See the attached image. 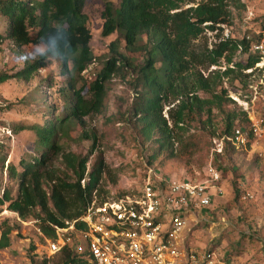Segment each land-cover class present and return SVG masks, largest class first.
Masks as SVG:
<instances>
[{"label":"trees","instance_id":"obj_1","mask_svg":"<svg viewBox=\"0 0 264 264\" xmlns=\"http://www.w3.org/2000/svg\"><path fill=\"white\" fill-rule=\"evenodd\" d=\"M100 1L103 3L100 13L102 35L117 33L129 51V54H118V58L134 74L137 99L128 114L140 122L138 134L150 151L148 163L161 154H165L164 159L167 160L192 159L196 151L192 149V146L196 147L191 142L193 134L181 138L178 132L185 131L186 119H201L203 115L210 117L212 108L225 113L223 128L218 133L211 132L212 136L230 135L235 127L248 125L246 113L240 108L238 111L224 110L226 104L234 103L225 90L221 89V94H213L210 86L202 82L198 89L210 93L211 98H200L193 94L194 90L185 78L189 67L185 58L190 56L187 50L189 41L204 29L232 25L233 11L240 12L244 8L240 0H200L195 7L185 11H174L183 0H119L115 6L109 0ZM85 4L86 0H0V17L4 19L0 43L9 40L17 48L44 46L33 60L18 68L0 71V84L12 79L29 80L37 70L52 66L48 76L33 89L34 99L44 100L45 94L50 92L57 93L61 100L59 106L45 104L48 116L44 122L13 126L15 130L19 127L31 131L35 143L31 152L15 161H7L5 173L12 178L14 185L3 188L0 196V204H5L6 209L17 214L22 221L28 218L37 220L38 228L46 237L53 236L54 226H61L65 220L81 215L92 200L91 193L101 179V162L86 171L87 157L64 151L59 140L71 126L80 122L81 117L100 110L105 77L120 67L114 62L116 56L110 55L93 83L85 90L83 85L76 88L80 73L92 60L90 19L83 12ZM259 28L260 32L264 29V20ZM261 36H243L239 40L228 38L220 42L212 51L214 57H209L210 63H215L224 51L234 53L239 50L246 54V59L244 63L238 61L234 65L239 68L238 74L245 76L242 71L252 68L260 60L261 54L252 49V44ZM109 46L111 51H117L115 41ZM226 60L232 62L233 56H227ZM232 72L231 68H226L223 75L228 76ZM88 91L91 98H85ZM169 98L178 100L175 110L171 112L172 108L169 109L171 126L162 114ZM193 115L196 117H191ZM9 151L8 148V156L12 153ZM227 151L246 153V150H238L225 142L222 151L213 154V164ZM56 159L71 171L70 179L53 174ZM85 176L82 186L81 180ZM232 193L229 202L239 200L241 192L236 185ZM124 195L126 192H119L114 199ZM8 234V229L0 231V249L8 246ZM213 250V246L207 249ZM54 256V264H86L68 248ZM31 264L48 262L47 259L35 262L32 258Z\"/></svg>","mask_w":264,"mask_h":264},{"label":"rangeland","instance_id":"obj_2","mask_svg":"<svg viewBox=\"0 0 264 264\" xmlns=\"http://www.w3.org/2000/svg\"><path fill=\"white\" fill-rule=\"evenodd\" d=\"M109 1L113 6L119 2ZM199 2L200 0H183L174 11H185ZM242 3V11H233L232 25H217L214 30L204 29L189 41L187 50L190 51V56L185 57L189 65L185 78L189 87L194 90L193 94L200 98H211L210 93L198 89L202 82L210 86L213 94H221V89L225 90L227 97L234 102L223 107L227 112L241 109L238 101L249 99L251 87L260 76V72L250 69L242 71L245 76L238 74L239 68L234 63H244L246 59V54L239 50L234 53L224 51L216 58L215 63L209 61V57H214L212 51L220 42L228 38H248L260 33L259 26L264 20V0ZM102 10V1L86 0L83 12L90 19L89 47L92 60L80 73L76 88L83 85L85 90L93 83L110 55L116 56L114 62L120 67L116 72H111L109 77H105L100 110H93L81 117L80 122L71 126L59 140L64 151L87 157L86 171L101 162V179L91 193V201L99 203L113 200L119 192L132 194L139 187L142 176L149 167L160 170L167 178L198 181L204 178V169L211 162L220 173V185L224 192L220 197L213 196L208 208H199V216L205 221L196 225L188 224V247L193 251L205 252L213 246L216 260L221 264H264V158H254L256 154L250 151H227L213 164L211 132L218 133L223 128L225 113L221 114L212 108L210 117L203 115L201 119H186L183 125L185 131L178 132L181 138L193 134L191 142L196 147L192 146V149L196 151L192 159L183 157L167 160L164 159L165 154H161L158 159L148 163L150 151L138 134L140 122L128 114L129 108L137 99L134 74L118 58V54H129V51L117 33L102 35ZM249 10L252 13L250 17L247 15ZM3 22L4 19L0 17V30L4 28ZM114 41L116 52L109 48V44ZM43 50L42 45L17 48L11 41L4 40L0 43V71L18 68L24 62L36 58ZM230 55L233 56V61L227 62L226 57ZM21 57L27 59L23 60ZM226 68L233 70L228 76L223 75ZM51 70L52 66L39 69L29 80L12 79L0 84V158L4 157L0 162V196L3 188L14 185L12 178L5 173L7 161H15L31 152L35 143V136L31 131L18 129L19 127L15 130L13 126L42 123L48 116L45 104L50 107L59 106L61 100L57 93H46L44 100L34 99L33 89L41 84ZM89 91L85 98H91ZM168 100L162 114L171 126L169 109L172 108L173 112L178 100ZM57 108L60 112L59 107ZM174 146L179 148L177 143ZM8 148L9 153L12 152L9 156L6 153ZM53 170V174L60 178H71V171L59 159L54 161ZM85 181L86 176L81 180L82 186ZM234 185L239 188L241 196L239 200L229 202L233 197ZM36 228L37 220L28 218L22 221L17 214L8 211L5 204H0V231L9 230V244L0 249V264H31L32 258L35 262L47 259L48 264H54L56 256L43 258L39 253L38 244H42V240L37 236Z\"/></svg>","mask_w":264,"mask_h":264},{"label":"built area","instance_id":"obj_3","mask_svg":"<svg viewBox=\"0 0 264 264\" xmlns=\"http://www.w3.org/2000/svg\"><path fill=\"white\" fill-rule=\"evenodd\" d=\"M247 15H252L251 10ZM252 49L261 57L250 70L260 72V76L249 99L237 100L248 125L235 127L230 135L213 136L212 154L220 153L228 142L264 158V35ZM220 178L211 162L198 181L167 178L149 167L132 194L91 201L81 215L54 226L52 237L36 228L42 240L39 253L50 258L68 248L86 264H221L213 251H193L187 242L188 224L205 221L199 208H208L213 196L223 194Z\"/></svg>","mask_w":264,"mask_h":264},{"label":"crops","instance_id":"obj_4","mask_svg":"<svg viewBox=\"0 0 264 264\" xmlns=\"http://www.w3.org/2000/svg\"><path fill=\"white\" fill-rule=\"evenodd\" d=\"M224 192V191H223ZM216 196V195H215ZM218 197H220V196H218ZM215 198V197H214ZM205 220V219H204ZM212 226H214V225H212ZM188 228H189V225H188ZM190 229V228H189ZM190 240V237H188L187 238V242Z\"/></svg>","mask_w":264,"mask_h":264},{"label":"clouds","instance_id":"obj_5","mask_svg":"<svg viewBox=\"0 0 264 264\" xmlns=\"http://www.w3.org/2000/svg\"><path fill=\"white\" fill-rule=\"evenodd\" d=\"M21 59H23V60H26V59H27V57H21Z\"/></svg>","mask_w":264,"mask_h":264}]
</instances>
